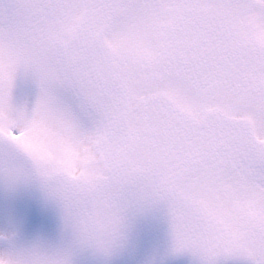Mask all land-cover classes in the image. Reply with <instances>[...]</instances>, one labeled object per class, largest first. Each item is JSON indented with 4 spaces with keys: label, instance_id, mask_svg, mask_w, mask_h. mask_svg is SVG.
I'll return each instance as SVG.
<instances>
[{
    "label": "snow or ice",
    "instance_id": "6c2138e0",
    "mask_svg": "<svg viewBox=\"0 0 264 264\" xmlns=\"http://www.w3.org/2000/svg\"><path fill=\"white\" fill-rule=\"evenodd\" d=\"M0 192V264H264V0H0Z\"/></svg>",
    "mask_w": 264,
    "mask_h": 264
},
{
    "label": "rangeland",
    "instance_id": "374dc122",
    "mask_svg": "<svg viewBox=\"0 0 264 264\" xmlns=\"http://www.w3.org/2000/svg\"><path fill=\"white\" fill-rule=\"evenodd\" d=\"M23 201L30 203L34 208L37 209L38 222L37 226H43L50 233H54L57 227V219L55 213L51 210H44L40 207L38 201L30 196H24ZM7 206V201L2 192H0V211H3ZM147 247V243L145 245Z\"/></svg>",
    "mask_w": 264,
    "mask_h": 264
}]
</instances>
